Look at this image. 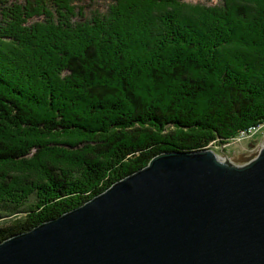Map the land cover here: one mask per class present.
<instances>
[{
	"label": "trees",
	"instance_id": "1",
	"mask_svg": "<svg viewBox=\"0 0 264 264\" xmlns=\"http://www.w3.org/2000/svg\"><path fill=\"white\" fill-rule=\"evenodd\" d=\"M108 1L0 0V244L264 127V0Z\"/></svg>",
	"mask_w": 264,
	"mask_h": 264
},
{
	"label": "water",
	"instance_id": "2",
	"mask_svg": "<svg viewBox=\"0 0 264 264\" xmlns=\"http://www.w3.org/2000/svg\"><path fill=\"white\" fill-rule=\"evenodd\" d=\"M0 264H264V146L235 163L163 153L0 244Z\"/></svg>",
	"mask_w": 264,
	"mask_h": 264
},
{
	"label": "rangeland",
	"instance_id": "3",
	"mask_svg": "<svg viewBox=\"0 0 264 264\" xmlns=\"http://www.w3.org/2000/svg\"><path fill=\"white\" fill-rule=\"evenodd\" d=\"M191 4H201L208 7L223 4L225 0H186ZM99 5L104 10L108 7L109 1L98 0ZM264 146V127L256 133L245 135L231 141L223 146H211L210 149L221 159L229 160L233 163L242 157H251L257 154Z\"/></svg>",
	"mask_w": 264,
	"mask_h": 264
},
{
	"label": "built area",
	"instance_id": "4",
	"mask_svg": "<svg viewBox=\"0 0 264 264\" xmlns=\"http://www.w3.org/2000/svg\"><path fill=\"white\" fill-rule=\"evenodd\" d=\"M257 131V129H253L251 131H249L248 133H243L245 135H250V134H254Z\"/></svg>",
	"mask_w": 264,
	"mask_h": 264
}]
</instances>
